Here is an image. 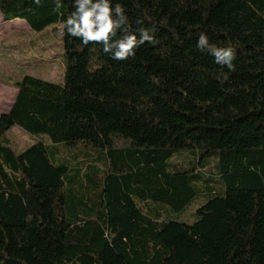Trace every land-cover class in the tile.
Segmentation results:
<instances>
[{
  "label": "trees",
  "instance_id": "16d2710c",
  "mask_svg": "<svg viewBox=\"0 0 264 264\" xmlns=\"http://www.w3.org/2000/svg\"><path fill=\"white\" fill-rule=\"evenodd\" d=\"M55 2L0 0L4 20L63 33L65 55L62 82L23 75L0 115V264H264V0H111L124 7L130 32L155 29L158 41L122 61L68 35L73 0H61L62 15ZM201 32L234 49L235 71L197 48ZM14 126L37 139L19 151L6 135ZM117 136L136 149L116 148ZM78 144L109 160L102 205L69 203L74 180L93 183L90 166L71 168L61 157ZM189 149L200 160L215 155L221 192L211 188L192 223L162 220L152 200L181 211L195 192L173 187L171 197L154 180ZM125 156L134 173L123 174Z\"/></svg>",
  "mask_w": 264,
  "mask_h": 264
},
{
  "label": "rangeland",
  "instance_id": "374dc122",
  "mask_svg": "<svg viewBox=\"0 0 264 264\" xmlns=\"http://www.w3.org/2000/svg\"><path fill=\"white\" fill-rule=\"evenodd\" d=\"M35 62H38L39 67H33ZM45 69H48V71ZM64 71V46L62 34L59 31L35 32L24 19L4 20L0 10V96L4 92H11V89L15 87L13 82L21 78L24 73L47 77L53 82H62ZM6 107L7 105L3 106V108ZM6 135L10 140V144L19 151L27 149L36 140V137L30 135L19 126L12 127ZM44 139L49 142L48 139ZM114 139L116 148H123L125 152L126 150L136 149L131 140L119 136ZM139 150L142 151L145 148H139ZM65 155L71 168L81 167L86 169L87 166H90L88 174L93 178V183L90 181L89 187H81V180L79 179L74 180L70 184L68 188L69 203L73 205V202L78 201V197H90L91 202L95 201L97 206L99 204L102 205L103 196L107 190V181L104 177L109 169V160L105 162V156L100 151L84 144L69 148L66 152H62L61 157L64 158ZM118 161H121V164H125L123 174L129 173L130 170L126 166L129 164L126 156L123 158L119 157ZM196 165L198 169L196 172L199 173V176H195V172L188 173ZM130 172L134 173L133 170ZM162 172H165L164 178L161 177L154 180V182H160L161 186L165 185L169 189L171 197L174 192L173 187L180 188L188 185L195 192L194 196L190 198L187 207L181 211H175L169 203L152 200L150 206L155 208L153 214L156 217H161L162 220H178L192 223L196 220V209L209 199L211 188L214 191L221 192L219 163L215 155L200 160V153L197 151L193 149L182 150L167 160ZM75 174V170H70L68 173L70 176ZM148 175L149 172L147 170H142L139 178L146 181L145 177ZM85 181L86 178L82 182L85 183ZM138 184L145 192L146 184ZM133 198L138 205L144 207L145 203L143 200L136 196ZM91 202L90 204H92ZM80 214H84V212L81 210Z\"/></svg>",
  "mask_w": 264,
  "mask_h": 264
},
{
  "label": "clouds",
  "instance_id": "9594fccd",
  "mask_svg": "<svg viewBox=\"0 0 264 264\" xmlns=\"http://www.w3.org/2000/svg\"><path fill=\"white\" fill-rule=\"evenodd\" d=\"M37 5L40 0H34ZM61 0H56L54 12L61 14ZM74 11L63 22V29L84 45L90 42L103 45L105 53H111L114 60H126L135 55V50L145 42L155 44V29H139V38L129 31L128 17L120 3L113 7L111 0H73ZM123 34L117 38V33ZM63 34V33H62ZM200 51H207L214 62L235 71V51L231 47L222 48L209 43L208 36L201 32L197 41Z\"/></svg>",
  "mask_w": 264,
  "mask_h": 264
},
{
  "label": "crops",
  "instance_id": "0c3cea01",
  "mask_svg": "<svg viewBox=\"0 0 264 264\" xmlns=\"http://www.w3.org/2000/svg\"><path fill=\"white\" fill-rule=\"evenodd\" d=\"M33 67H39L38 62H35L33 64ZM45 70L48 71V69H45ZM25 74H29V73H24L23 75H25ZM43 78H46L49 80V78H47V77H43ZM18 92H19L18 88L14 87L13 89H11V92H7V93L4 92V94H1V96H0V107H1L0 108V115L10 111L11 107L13 106V104L16 100ZM5 105H7V107L3 108V106L5 107Z\"/></svg>",
  "mask_w": 264,
  "mask_h": 264
}]
</instances>
